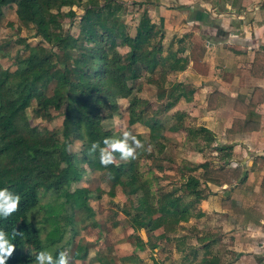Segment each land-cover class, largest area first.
<instances>
[{"label": "trees", "instance_id": "obj_1", "mask_svg": "<svg viewBox=\"0 0 264 264\" xmlns=\"http://www.w3.org/2000/svg\"><path fill=\"white\" fill-rule=\"evenodd\" d=\"M137 4L149 9L153 5L151 2ZM73 7L80 11L79 15L71 10ZM6 9H12L19 22L34 30V37L40 40V44L16 53L12 58L13 70L0 66V190L7 189L20 196L18 210L7 219L0 217V230L15 245V251L6 264H36V256L44 251V246L52 249L54 260L58 259L62 250L59 222H67L72 235H75L77 223L72 219L81 208L78 197L85 191L82 188L70 191L69 188L82 179L83 166L96 161L90 154L91 145L99 143L104 147L103 141L110 134L102 123L117 114L118 101L127 100V126L139 125L153 130L160 124L156 115L171 110L180 99L194 91L170 80L171 74L181 67L175 57L167 59L171 45L163 46L161 43V23L151 22L152 15L145 11L129 34L127 27L122 25L124 5L115 0H0V23ZM62 9L67 11L63 13ZM63 18L76 19L74 34L62 29ZM188 20L217 26L215 20L198 10H193ZM2 46H7V43L0 45V50ZM258 63L254 55L251 75L259 74L256 70ZM142 75L171 98L161 109H152L148 101L134 94L135 82ZM219 98L217 91L210 93L205 110H215ZM261 101L259 89H253L247 99L238 97L233 100L232 111L237 117L232 119L225 133L234 135L257 131L258 123L246 116L252 114ZM27 110L32 118L43 121L51 120L50 112L62 110V138L59 139L55 131L42 133L33 127ZM67 130L79 143L78 155L66 150L70 144L65 136ZM198 131L206 134L201 140L209 152H217L220 157L221 154L230 156L229 147H211L214 140L210 131L201 127ZM147 144L157 156L165 151L163 135L149 134ZM140 158L142 153L137 152V158L124 161L118 173L107 169L112 180L111 188L120 186L125 197L132 198V219H138L133 221L134 224L153 232L156 222H159L162 233L155 237V241L167 242L171 236L174 251L180 255L176 264H221L215 256L204 255L197 259L200 251L210 252L211 245L219 242L212 232L207 231L206 237L198 239V248L187 246L189 238L177 234V227L186 223L190 216L195 219L203 216L196 213L197 205L210 193L204 194L200 188L201 181L187 176L181 189L156 192L149 185L155 179H151V171L144 173L138 167ZM218 159L212 164L207 156L197 165L201 170L200 179L223 185L244 179L238 167H228ZM155 170H161L159 164L155 165ZM143 189H146V194L139 196L138 192ZM179 191L181 194L174 197ZM44 194L58 201L53 208L45 205L44 228L48 225L55 227L43 235V246L42 229L34 225L32 218L34 210L40 208ZM178 199L185 203H177ZM14 232L20 234L14 237ZM146 244L150 250L156 248L151 238ZM81 248H77L74 259H83ZM123 260L131 263L128 258ZM150 264L158 263L151 259Z\"/></svg>", "mask_w": 264, "mask_h": 264}, {"label": "rangeland", "instance_id": "obj_2", "mask_svg": "<svg viewBox=\"0 0 264 264\" xmlns=\"http://www.w3.org/2000/svg\"><path fill=\"white\" fill-rule=\"evenodd\" d=\"M115 1L123 3L124 5L125 11L122 25L127 27L129 34L133 32L134 25L143 11L153 16L151 22L157 24L161 23V26H164V23H168L166 22L168 21V17H161V13H163L161 12L162 6L166 8L169 13L174 8L173 4L167 5V3L164 2L165 0H161L162 6L157 2L158 0ZM201 1L208 2V4H206L208 9L210 7L214 9L213 17H216L217 20V17L229 19L235 17V15L228 13H233L232 10L236 5L230 4V10H224L223 5H221L218 0H198V2ZM141 2L155 3L151 5L153 8L152 13L151 9L148 7H138L137 3ZM144 6H148V4ZM178 7L175 8L177 12ZM51 10L53 11V9ZM71 10L75 12L76 15L80 14V11L74 7ZM61 11L64 13L67 9H62ZM172 12H174V10ZM219 24L220 22H218L215 27L207 26V28L205 27L206 25L200 23L197 26L193 25L194 29L196 27L197 29L210 30V38L203 37L202 35L198 36L201 46L204 44L207 46L209 41L214 43L222 42L221 39L224 36V32L221 30ZM230 24L232 26L236 25L232 24V21H230ZM61 26L64 31H69L74 34L76 31V19L69 20L68 18H63L61 20ZM172 31L174 32V29L169 30V33H172ZM176 33H179V31L177 30ZM177 39L179 38H172L171 47L173 51L168 54L167 59H169V57H175L176 50L179 48L178 43H175ZM18 41L21 42L17 44L16 42ZM5 43H7V46H2V50H0V66L2 65L5 69L13 70L12 58L14 55L20 51H26L30 46L40 44V40L34 37V30L29 25L21 23L15 18L12 9H6L3 12V18L0 23V45H4ZM229 48L234 49L233 47ZM22 54L25 55L24 53ZM187 63L188 62H183V64ZM181 65H179L181 69L185 70L184 65ZM178 75V73H175L171 78L178 80ZM135 85L134 94L148 101L152 109H161L165 103L171 100V98L163 93L162 88L146 80L145 75L139 77ZM190 86L192 87V85ZM164 87L167 89V85ZM186 89L191 88L186 86ZM204 99L205 97L203 94L198 96L189 95L184 99H180L171 110L167 112L162 111L155 116L160 124L153 130L139 125L127 126V100H119L117 114L104 121L102 127L109 132L110 135L108 138H122V134L127 131L144 145L143 149H137V152L142 153V158H140L138 167L140 171L144 173L150 170L151 179L155 177L153 182L149 184L152 190L167 193L172 189H181V185L185 182L186 177L193 176L201 181L200 188H202L204 194L207 195V193H210V186L206 184V180L203 181L199 178L200 170L197 165L203 162L204 158H207V156L210 159L217 158V156H215L213 152L207 150L204 142L201 140L206 134L199 132L198 129L201 127L209 130L214 137V142L211 147H218V145L220 146L222 143H227L226 141H228L227 135L224 134V129L230 124L232 114L221 101L217 102V112L208 113L205 110ZM62 112V110L59 112H50V121L32 118V114L29 110H27L26 114L30 124L36 127L40 132L48 133L55 131L58 138L61 139L60 121ZM148 114L151 115L150 112H148ZM250 116L251 115L248 117ZM149 134L157 136L163 135L165 137V151L160 156H157L152 148L151 151H148L149 146L147 141ZM65 136L70 142L66 150L69 153L78 155L80 146L79 143L76 142L75 137L69 134V130H67ZM129 143L131 145V141H129ZM229 145L231 150L234 148V153L237 157L242 155L241 149L243 148L242 146H238L240 142L236 145L234 140L230 142ZM198 149H201V152H198ZM238 150H240L239 153ZM91 155L96 161H90L86 164V167L84 165L82 168L84 172L82 179L69 188L70 191H77L80 188L85 191L84 195H79L78 197L81 208H79L72 219L77 223L75 235H72V228L67 222L58 223V227L60 226L59 228L62 229L61 251L67 252L69 264H150L151 259L155 260L158 264H176L180 255L174 251L171 236H169L167 242L162 240L156 242L155 237L162 233L159 222H156L157 227L153 232L136 226L133 221L138 219H132V198L125 197L120 186L114 189L111 188L112 180L108 177L107 169H110L112 173H118L121 170V165L124 163V160L120 159L119 153L114 154L116 157L115 163L107 167H103L100 164L99 151ZM156 164H159L161 167L159 172L155 170ZM145 177L146 175L142 178L144 179ZM110 190L112 192H110ZM110 193H112V197H110ZM211 193L205 200H200L198 202L196 213H201L203 216L198 219L190 216L186 223H181L180 226L177 227L178 236H187L189 239L186 241V245L195 248L199 247L198 239L206 237L207 231L212 232L214 236L219 238L218 243L215 242L211 245L210 252L204 253V251H200V255L197 256V259L205 255L215 256L220 260L221 264H264V254H261V257L259 254L260 251L264 250V242H262V237L258 235V231L260 230L259 227H253L254 217L250 214L246 215V221H252L249 225L250 229H252L255 234L250 231L245 232V229H242L238 224L241 213L240 210L242 211L241 207L232 209L233 211L230 212L229 217L226 218L220 208L221 200L224 199V194L227 192L220 191L219 193L218 191L213 195ZM145 194L146 189L138 192L139 196ZM179 194H181V191L176 192L174 197ZM42 196L40 202L41 206L37 211L34 210L35 214L32 218V222L37 228L42 229L41 240L43 244V235L46 231H50L55 227L48 225L44 228L42 220L46 210L45 205L52 206L51 208H53L58 200L51 195L44 194ZM247 199H249L252 205L258 204L253 200V197ZM177 203L184 204L185 202L182 199H178ZM256 209L260 210V207L256 205ZM246 221L243 224H246ZM263 229L264 227L262 226V234L264 232ZM149 238L154 241V245L156 246V248L152 250H150L146 244ZM78 247H82L80 256L83 255V259L80 260L74 259V254L77 252ZM139 247H141V249H138ZM43 250L52 254L51 248H46L44 246ZM123 258L130 259L131 263L124 262ZM242 260L244 261L241 262Z\"/></svg>", "mask_w": 264, "mask_h": 264}, {"label": "crops", "instance_id": "obj_3", "mask_svg": "<svg viewBox=\"0 0 264 264\" xmlns=\"http://www.w3.org/2000/svg\"><path fill=\"white\" fill-rule=\"evenodd\" d=\"M218 1L223 5L224 10H230V4L236 5L232 10L233 13H228L235 15V17L230 19L217 17V20L216 17H213L214 9L206 7L208 2H198V0H165L164 2L167 5H174L172 9L174 12L170 11L169 13L166 8H163L161 0H158L157 2L163 8H161V12L164 13H161V17H168V21H166L168 23H164V26H162L163 39L161 43L163 46L171 45L173 37L179 38L175 41L179 47L176 50L175 58L178 61V65H184L185 70L181 69L173 72L171 76L178 73L179 79L170 78V80L189 86L194 91L192 95L203 94L205 106L208 95L213 91H217L220 94L217 102L221 101L231 111L232 119L237 117V114L232 111L233 100L238 97L247 99L253 89L261 91V103L252 114L246 116L248 119L258 123V130L250 133L228 135L225 130L230 128L232 119L230 124L224 129V134L227 135L228 141L220 146L230 148V142L235 140L236 145L240 142L238 146L243 148L241 149L242 155L237 157L234 153V148L233 150L230 148L229 157H224L222 156L223 154L220 157L217 152H213L217 158H209L212 164H215L219 157L228 167H238L244 179L241 182H234L232 185H223L211 180H206V184L210 186L209 192H212V195L218 191L219 193L220 191L227 192L224 194V199H222L224 201L221 203L220 208L226 218L229 217L230 212L233 211L232 209L241 207L242 211L240 210L238 224L242 229H245V232H253L249 225L252 221H246V215H252L254 217L253 227H259L258 235L262 237V242H264V232L263 234L261 233V228L262 226L264 227V181L261 186V182L264 179V0ZM178 6L181 8H178L177 12L175 8ZM150 9L152 13L153 8L150 7ZM193 10L205 12L209 19L215 20L217 24L220 22V28L224 32V36L221 39L222 42L214 43L209 41L207 46L205 44L201 46L198 36L202 35L210 38V30L193 28V25H199L198 22L188 20ZM230 21L236 25L232 26ZM207 26L211 27L209 22ZM207 26L205 27L207 28ZM172 29H174V32L169 33V30ZM177 30L179 33H176ZM170 51H173L172 47H170ZM168 54L170 53L168 52L166 56ZM254 55L259 60L258 68H256L259 74L256 76L251 75L250 72ZM182 61L188 63L183 64ZM217 109L216 104L215 110L210 112H217ZM249 115L251 116L248 117ZM220 146L218 145V147ZM239 152L240 150H238ZM249 197H253V200L258 204L252 205L247 199ZM256 205L260 207V210L256 209ZM245 221L246 224H243ZM263 251H260V257L262 256L261 254H264Z\"/></svg>", "mask_w": 264, "mask_h": 264}, {"label": "clouds", "instance_id": "obj_4", "mask_svg": "<svg viewBox=\"0 0 264 264\" xmlns=\"http://www.w3.org/2000/svg\"><path fill=\"white\" fill-rule=\"evenodd\" d=\"M129 141H131V145ZM103 144L104 147H100L99 143H93L90 149V154L99 150V160L103 167L115 163V153H119L121 160H135L137 158V149L144 148V145L127 131L122 134V138H105ZM148 151H151V146H149ZM19 204V195H13L7 189L0 190V217L7 219L18 210ZM19 234L14 232L13 236L15 237V235ZM14 251L15 245L10 243L7 234L0 230V264H6ZM36 264H69L68 254L61 251L58 259L54 260L50 252L41 251L36 256Z\"/></svg>", "mask_w": 264, "mask_h": 264}]
</instances>
